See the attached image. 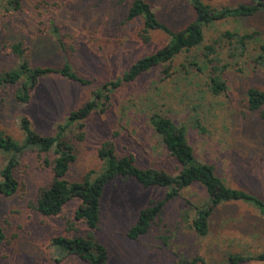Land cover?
<instances>
[{
  "label": "rangeland",
  "instance_id": "rangeland-1",
  "mask_svg": "<svg viewBox=\"0 0 264 264\" xmlns=\"http://www.w3.org/2000/svg\"><path fill=\"white\" fill-rule=\"evenodd\" d=\"M134 0H21L20 9L7 10L0 0V70L17 67L20 59L13 45L20 43L33 66L61 68L71 64L79 76L91 82L81 84L59 74L43 77L32 99L21 104L15 99L19 83L0 88V130L21 141V118L31 119L35 131L55 135L69 114L93 98L104 83L120 78L140 58L162 48L169 35L161 30L141 37L143 19H129ZM157 17L174 31L196 18L190 0H147ZM221 8L251 0H202ZM257 32V41L246 54L235 56L225 31ZM264 39V9L246 17L215 21L205 28L203 44L180 53L172 62L171 74L155 66L136 80L123 83L112 94L103 112L86 120L82 140L77 124L66 136L77 149L68 178L81 180L90 171L94 178L103 161L99 149L113 141L118 156L133 155L140 167L164 169L176 175L177 160L163 145L149 123L160 113L177 125L187 127L188 140L197 159L213 165L215 173L231 188L253 193L264 200V119L247 104L251 87L264 90V65L255 58ZM215 45V66L227 83L226 91L210 90L211 69L204 58L205 46ZM238 54V53H237ZM236 54V55H237ZM195 60L198 65L192 63ZM199 68V69H198ZM264 110V109H263ZM45 158L54 155L27 151L19 156L15 176L18 191L0 193V225L5 239L0 246V264H85L53 245L56 236H85L92 233L109 251V264H179L182 257H201L209 263L228 264L230 253H256L264 249V217L257 208L242 201L217 207L206 236L198 235L186 217L191 204L206 201L200 183L183 189L170 199L149 231L130 239L128 230L141 209L162 200L167 188H145L134 178H117L109 183L101 201V222L90 229L75 218L80 200L68 202L60 216H43L34 208L42 188L53 178ZM8 159L0 154V170ZM240 264H264L245 262Z\"/></svg>",
  "mask_w": 264,
  "mask_h": 264
},
{
  "label": "trees",
  "instance_id": "trees-1",
  "mask_svg": "<svg viewBox=\"0 0 264 264\" xmlns=\"http://www.w3.org/2000/svg\"><path fill=\"white\" fill-rule=\"evenodd\" d=\"M7 10H18L21 0H6ZM196 13V18L178 31L172 30L156 15L152 5L147 0H134L128 11V18L141 17L143 27L141 39L148 43L151 40L152 31L161 30L169 35V41L156 52L140 58L122 77L104 83L96 89L93 98L78 109L72 111L64 124L59 125L55 135H43L34 130L31 119L27 116L21 118V128L24 133L23 140L19 141L0 130V154H7L8 159L0 170V193L11 196L18 191L19 182L15 176L19 156L27 151H38L39 154L54 155L52 161L45 158V163L52 166L53 178L51 182L41 189L34 208L43 216H60L68 202L77 198L80 204L76 209L75 218L82 220L90 229H96L101 222V201L106 186L117 178L127 180L134 178L143 187L160 186L167 188L164 199L154 202L141 209L136 223L128 230L130 239H137L146 234L152 223L163 212L166 203L179 195V193L194 183H200L206 190V201L191 204L186 211V217L191 227L200 236H206L210 230L211 217L218 206L231 201H242L257 208L264 217V200L257 195L245 190L231 188L216 175L213 165L201 162L197 159L194 148L188 140L187 127L177 125L170 117L154 112L149 116V123L154 132L160 138L163 145L177 160L179 172L173 175L164 169L155 167H140L136 164L133 155L118 156L113 141H105L99 149V156L103 161V167L94 178V171H90L81 180L68 178L71 165L77 159L75 144L66 136V130L77 124L80 133L77 139L84 138L85 120L96 111L103 112L110 104L113 92L123 83L136 80L141 74L155 66H163V74L168 77L172 71V62L180 54L199 48L205 38V28L215 21L231 17L251 16L264 9V0H251L250 3H239L229 7H211L202 0H190ZM234 48L235 56H243L251 42L257 41V32L240 33L238 31H225L223 34ZM260 43V52L255 60L257 64L264 65V39ZM215 45L205 46L204 58L211 69L210 90L220 94L227 89V83L219 74L216 59L211 55L215 53ZM13 51L20 59L17 67L1 71L0 88L19 83L15 92V99L21 104L31 101L34 90L40 80L51 74H59L69 80L81 84L91 81L79 76L73 70L70 63L65 62L61 68L51 66H33L26 58L20 43L13 45ZM238 53V54H237ZM237 54V55H236ZM193 64L198 65L195 60ZM199 69V68H198ZM247 104L250 110L260 111V117L264 119V90L251 87L247 91ZM5 239V234L0 225V246ZM53 245L65 252L66 255H74L85 264H109V251L92 233L85 236L73 235L71 237L56 236ZM264 262V249L256 253H230L226 257L228 264H240L245 262ZM179 264H216L209 263L201 257L185 258L179 260Z\"/></svg>",
  "mask_w": 264,
  "mask_h": 264
}]
</instances>
